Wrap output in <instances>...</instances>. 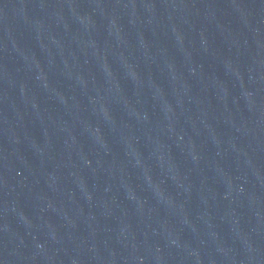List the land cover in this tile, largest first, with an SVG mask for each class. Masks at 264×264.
I'll list each match as a JSON object with an SVG mask.
<instances>
[{
  "label": "water",
  "instance_id": "water-1",
  "mask_svg": "<svg viewBox=\"0 0 264 264\" xmlns=\"http://www.w3.org/2000/svg\"><path fill=\"white\" fill-rule=\"evenodd\" d=\"M0 264H264V0H0Z\"/></svg>",
  "mask_w": 264,
  "mask_h": 264
}]
</instances>
